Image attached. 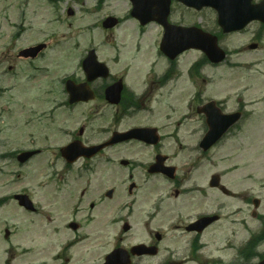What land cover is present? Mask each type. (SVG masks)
<instances>
[{"label":"flooded vegetation","instance_id":"obj_1","mask_svg":"<svg viewBox=\"0 0 264 264\" xmlns=\"http://www.w3.org/2000/svg\"><path fill=\"white\" fill-rule=\"evenodd\" d=\"M64 8L66 11L60 12ZM50 9L56 12L54 18L46 15ZM204 9L184 0L16 3V38L39 29L33 21L43 17L46 22L42 28L68 23L70 34L41 28L38 32L43 37L34 42H44L47 48L36 58L22 56V48L17 52L20 61H28L31 67L25 78L43 76L41 86L46 84L48 89H39L37 95L36 89H32L36 97L31 101L13 99L18 105L11 107L10 112L16 110V117L14 123L6 125L20 131L11 136L5 133L0 144L19 146L3 153L1 158H8L10 164L21 169L36 163L33 157L20 163L21 152L36 151L35 157L52 155L47 158V177L53 186L50 191L56 197L51 202L52 209L68 218V227L74 234L87 228L82 231L84 239L113 245L110 251L118 247L128 249L129 264H246L241 235V231H246L245 172L235 175L228 184L227 176L236 164L223 162L217 170L220 178L214 175V156L210 154L213 146L208 148V141L203 142L208 131L207 118L199 114V105L207 100L199 103V99H169L167 111L158 115L160 104H165L162 99L173 94L168 89L184 74L191 86L197 88L198 75L189 67L185 72L181 68V57L193 50L171 60L161 50V43L165 36L177 35L178 27L199 26V13ZM212 11V18L206 19L208 25L217 23L216 12ZM66 14L69 21L63 17ZM255 23L259 26L253 38L258 44L264 28L258 21L251 22L249 27ZM123 26L134 31L135 36L121 34ZM216 26L218 29L213 32L222 43L223 36L247 29L225 33ZM148 37H152L151 43ZM179 40L182 33L174 38V42ZM62 43H71L62 62L71 65L66 68L71 73L62 81L64 97L51 99L55 72L52 71L53 75L40 70L36 62L48 57L44 53L52 44L57 47ZM235 49L229 47V52ZM91 57L106 62L108 73L102 72ZM45 66L49 69L48 63ZM7 70L8 74L21 75L19 67L9 65ZM68 79L82 85L84 97L70 100L65 89ZM18 82L17 79L15 85ZM116 85H122V93L114 103L107 98L106 89ZM44 92L50 97L44 98ZM105 106L111 107L110 117L102 119L107 111ZM137 128L146 129V133L108 144L92 157H80L70 163L63 156L64 147L75 141L86 146L102 144L118 132ZM179 156L185 159L180 161ZM79 161L82 162L78 164ZM241 165L242 171L245 166ZM126 225L129 229L124 228ZM139 245L151 250L132 253Z\"/></svg>","mask_w":264,"mask_h":264},{"label":"rangeland","instance_id":"obj_2","mask_svg":"<svg viewBox=\"0 0 264 264\" xmlns=\"http://www.w3.org/2000/svg\"><path fill=\"white\" fill-rule=\"evenodd\" d=\"M16 3L17 0H0V62H3L0 66V141L5 136V133L11 136L15 132L20 131V129L13 130L6 125L8 122L14 123L16 117V110L10 112L11 107L18 105L13 99H21L22 101L33 100L36 96L32 89H36L37 95V90L41 89V85L45 80L43 76L27 80L25 76L31 70V67L28 61H20L17 57V52L22 47H26L43 37V33L38 32V30L46 22V17L33 21V24L37 25L39 29L30 31L29 33L26 32L21 38H16L14 36L16 32ZM64 10L66 11V8L61 9L60 12ZM46 15L54 18L53 16L56 15V12L50 9ZM206 16L207 20L212 18L209 12ZM63 17L68 20L67 14ZM76 26L75 22V30ZM258 26L255 23L248 27L246 31L227 35V37L223 36V42L226 47H230L231 49L237 48L240 51L237 50L238 53H234L230 60L228 59L226 63L220 66L213 67L212 65H207V68H202V72L210 80L204 81L200 79L199 82H202L203 85H197V88L191 86L185 78L187 75L184 74V78L182 77L176 85L168 89L173 91V94L167 95L162 99V101H165V104H160V113L158 115L162 114L161 112L163 111H167L166 105L169 99L184 100L192 98L195 90L201 97L207 98L212 96L216 99H226L230 109H234L244 101L246 105L250 103L247 107L250 112L245 120L244 129H242L243 133L240 136L241 139L236 140L230 145L229 150H226L227 145L224 147L225 144L215 150L216 159H214L215 168L213 171L216 173L223 166L220 164L223 162H220L218 158L228 156V154H232L229 157L234 156L229 161L246 163L243 164L245 168L241 171L245 172V174L247 173L245 185L251 194L261 199L262 204L259 210L264 212V31L258 48L251 49L244 47L253 42L251 38L254 36ZM44 27L48 32L61 31L64 34H70L68 33V23H64L63 25H44ZM121 34L135 36L134 31H128L125 28L121 29ZM148 41L151 43L152 37H148ZM70 45L71 43H62L56 47V45L52 44L47 51L48 57L36 63H44L45 65L48 63L49 66L55 69L56 76L61 74L66 69L65 66L68 65L62 63L65 57L63 53L67 55ZM65 47L67 48L65 49ZM197 53L198 51H191L181 58L183 72L188 68L190 62L199 55ZM9 65L16 68L19 67L21 75L15 76L8 73L5 75L4 72ZM44 69L42 68L41 70ZM17 79L20 82L15 85ZM58 86L57 83L54 85L55 92L51 99L53 97H62ZM45 89H48V87ZM11 94H13V98L10 96ZM41 94L44 98L47 97L45 92ZM49 97L50 95L47 98ZM105 107L107 111L104 112L105 114L102 116V119L110 117L111 107ZM123 123L126 124L127 121ZM39 132L41 134L40 129ZM5 140L8 141V138L6 137ZM242 143H245V148L241 147ZM18 146L11 143L7 146L0 144V195L27 188L31 197L38 203V210L37 212L30 213L20 207L18 203L10 201L0 206V264H103L105 254L110 252V248L113 245L101 247L97 245L98 241L84 239L83 232L88 230L87 228L80 229L79 232L75 233L80 235L81 242L78 245L72 248L65 247V241L74 236V232L67 231L64 227L66 218L62 217L63 213L57 209H52L51 202L53 203L56 197L50 191L53 186L50 182L51 179L47 177V160L52 155H40L35 160L36 163L20 169L10 164L8 158H1L3 153L5 154V152H9ZM181 157H184V155ZM184 159L180 158L179 160L182 161ZM18 172H20L19 176H17ZM250 173H255V176L250 178ZM228 175L227 180L229 184V182L232 183L235 174L230 172ZM61 206L62 204L60 203L58 209H61ZM53 213V217H50ZM247 216L249 224L252 226L251 228L254 229V226L258 225L257 220H251L249 210ZM257 227L260 228L259 225ZM6 228L11 230V235L13 234L10 239L5 237ZM253 234L251 230L241 231L242 237L245 236V240L247 241ZM257 249L258 252H260V249L264 252V243L259 245ZM257 260L258 258H255L254 262ZM246 264H251V262L247 261Z\"/></svg>","mask_w":264,"mask_h":264},{"label":"water","instance_id":"obj_3","mask_svg":"<svg viewBox=\"0 0 264 264\" xmlns=\"http://www.w3.org/2000/svg\"><path fill=\"white\" fill-rule=\"evenodd\" d=\"M192 0H189L191 2ZM199 6L203 4L213 5L219 10L220 22L227 29L244 27L249 21L253 19H261L264 22V0L257 5L252 4V0H203ZM242 20V24L237 26L235 21ZM208 39L203 36L202 44L208 47ZM224 54L218 53L211 56V59L218 62L224 58ZM22 203L28 204L27 197H21ZM108 259L112 264L122 263L124 259V253L122 251H116L112 253Z\"/></svg>","mask_w":264,"mask_h":264}]
</instances>
